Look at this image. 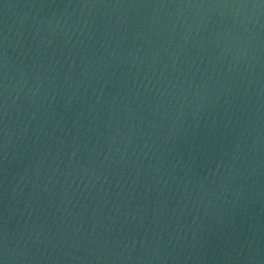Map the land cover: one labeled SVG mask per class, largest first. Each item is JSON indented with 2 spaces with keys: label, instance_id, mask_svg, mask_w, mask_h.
I'll use <instances>...</instances> for the list:
<instances>
[{
  "label": "water",
  "instance_id": "obj_1",
  "mask_svg": "<svg viewBox=\"0 0 264 264\" xmlns=\"http://www.w3.org/2000/svg\"><path fill=\"white\" fill-rule=\"evenodd\" d=\"M0 264H264V0H0Z\"/></svg>",
  "mask_w": 264,
  "mask_h": 264
}]
</instances>
